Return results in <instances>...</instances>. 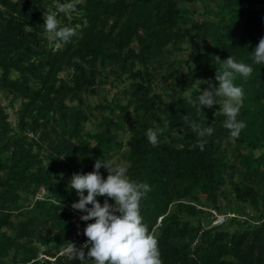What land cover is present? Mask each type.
<instances>
[{
  "label": "trees",
  "instance_id": "obj_1",
  "mask_svg": "<svg viewBox=\"0 0 264 264\" xmlns=\"http://www.w3.org/2000/svg\"><path fill=\"white\" fill-rule=\"evenodd\" d=\"M47 12L76 30L71 42L56 46ZM262 38L264 0H0V264H81L59 254L95 222L72 208L70 181L100 159L150 186L140 211L163 264H264ZM229 56L253 68L234 81L235 141L222 97L205 114L189 102L218 87L215 57ZM187 115L214 129L203 151ZM212 211L240 218L212 226Z\"/></svg>",
  "mask_w": 264,
  "mask_h": 264
},
{
  "label": "clouds",
  "instance_id": "obj_2",
  "mask_svg": "<svg viewBox=\"0 0 264 264\" xmlns=\"http://www.w3.org/2000/svg\"><path fill=\"white\" fill-rule=\"evenodd\" d=\"M72 9L73 4L68 3L60 6L59 12L68 13ZM44 19V28L53 34L57 47L71 42L77 34L74 28L60 25L57 13L47 12ZM215 58L220 64L215 76L218 87L212 85L202 92L200 89L198 103L190 96L189 102L198 114H205L202 109L213 108L217 105L216 98L222 97L220 112L226 117L223 127L228 130L229 139L235 141L246 124L238 120L244 91L234 81L237 74L244 78L250 77L253 68L236 62L231 56L223 61L219 57ZM253 62L264 64V38L253 52ZM184 122L197 134V146L203 151L208 142L206 137L211 136L214 129L203 126L197 120H190L188 115L184 117ZM146 135L153 146L158 144L157 131L149 128ZM94 167V172L74 174L70 188L75 189L79 195V202L73 203L72 208L87 213L81 217L84 222H95L88 223L84 230L87 243L81 248L73 243H66L63 251L81 264L86 258L92 260L93 264H163L155 230L149 231L140 211L141 201L151 191L150 186L147 183L131 181L127 176V168L115 159L106 162L97 160ZM102 167L109 173L106 180L100 174ZM99 197L110 198L115 204H110L106 199L102 206ZM89 205L92 207L89 208Z\"/></svg>",
  "mask_w": 264,
  "mask_h": 264
},
{
  "label": "built area",
  "instance_id": "obj_3",
  "mask_svg": "<svg viewBox=\"0 0 264 264\" xmlns=\"http://www.w3.org/2000/svg\"><path fill=\"white\" fill-rule=\"evenodd\" d=\"M212 215H213V221H212V226H221V225H223L225 222H226V220H228L229 218H232V217H237V218H240L239 216H237V215H233V214H231V213H225V214H222V213H217V212H214V211H212ZM242 218V217H241ZM73 241H74V243L73 244H75L76 246H77V248H81L82 246H79L78 244H77V241L75 240V239H73ZM62 253H65L64 251H62V252H60L59 254H62ZM41 257H44L45 258V256H41ZM47 258V257H46ZM51 260V259H50ZM53 260V259H52Z\"/></svg>",
  "mask_w": 264,
  "mask_h": 264
},
{
  "label": "rangeland",
  "instance_id": "obj_4",
  "mask_svg": "<svg viewBox=\"0 0 264 264\" xmlns=\"http://www.w3.org/2000/svg\"><path fill=\"white\" fill-rule=\"evenodd\" d=\"M106 88H108L107 86H106ZM112 93V92H111ZM0 103L2 104V105H5L6 104V101H5V99L1 96L0 97ZM11 112V111H10ZM12 113V112H11ZM13 115V114H12ZM78 216H81V213H79L78 214ZM42 256V255H41Z\"/></svg>",
  "mask_w": 264,
  "mask_h": 264
}]
</instances>
